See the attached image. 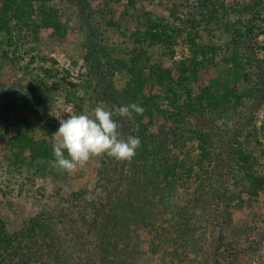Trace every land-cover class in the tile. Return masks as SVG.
I'll return each instance as SVG.
<instances>
[{
  "label": "trees",
  "instance_id": "1",
  "mask_svg": "<svg viewBox=\"0 0 264 264\" xmlns=\"http://www.w3.org/2000/svg\"><path fill=\"white\" fill-rule=\"evenodd\" d=\"M72 19L77 72L31 44L69 39ZM60 102L144 109L113 117L136 155L97 157L95 185L67 196L72 173L52 165ZM262 106L264 0H0L3 157L57 202L15 230L0 211V264H241L255 248L236 238L263 218Z\"/></svg>",
  "mask_w": 264,
  "mask_h": 264
},
{
  "label": "rangeland",
  "instance_id": "2",
  "mask_svg": "<svg viewBox=\"0 0 264 264\" xmlns=\"http://www.w3.org/2000/svg\"><path fill=\"white\" fill-rule=\"evenodd\" d=\"M169 11L166 10V14ZM71 23L74 24V29L71 32L70 38L59 41L55 39L50 31L42 30L38 41L31 43L34 46V53L38 56H54L61 65H65L75 69L77 72L80 65L83 63L79 51L81 50L78 43L84 38V33L76 26L75 21L72 19ZM223 42L228 48L230 42V34L221 32ZM228 53V51H226ZM224 54V53H223ZM182 57L179 52L176 58ZM29 59V56L25 59ZM39 60V58H37ZM57 111L54 114L62 115L67 118L68 114L63 113L66 109H70L69 105L60 102ZM53 114L50 118L59 128V120ZM255 120L258 124L264 120V107H260L255 115ZM165 123L163 118H159L158 126ZM4 142L0 140V211L9 218V227L15 230L20 227L30 216L36 213L41 205L55 206L56 199L51 195L53 185L51 183L43 184L42 181H37L35 184L26 179L24 174H20L13 166L6 160L4 155ZM97 157H93L85 166L78 167L76 171L72 172L71 177L66 182H59L57 188L61 190V194L67 196L72 190L81 187H92L97 180L96 168L98 162ZM185 191V190H184ZM183 191V192H184ZM255 209L259 213H263V218L255 223V227L248 235L242 234L236 239H240L241 244L255 248L248 256H246L241 264H264V201L257 203ZM247 210L238 211L235 214L236 221L241 218H248L249 212ZM248 213V214H247ZM242 221V220H241ZM229 228V233H230ZM249 232V231H248ZM246 234V233H245ZM249 237V239H246ZM234 236H231L230 241ZM237 240V241H238Z\"/></svg>",
  "mask_w": 264,
  "mask_h": 264
},
{
  "label": "clouds",
  "instance_id": "3",
  "mask_svg": "<svg viewBox=\"0 0 264 264\" xmlns=\"http://www.w3.org/2000/svg\"><path fill=\"white\" fill-rule=\"evenodd\" d=\"M133 112L142 115L144 109L133 102L119 107L115 112L101 104L91 113L85 111L77 114L66 109L63 113L68 114L67 118L54 114L59 120V128L53 134V167L72 173L93 157L105 154L118 161H130L141 145L140 138L130 135L127 139H121L119 125L113 117H130Z\"/></svg>",
  "mask_w": 264,
  "mask_h": 264
}]
</instances>
